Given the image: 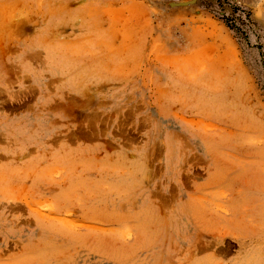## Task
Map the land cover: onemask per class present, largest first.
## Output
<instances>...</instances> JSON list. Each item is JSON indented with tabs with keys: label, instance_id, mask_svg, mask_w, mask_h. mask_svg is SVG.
I'll use <instances>...</instances> for the list:
<instances>
[{
	"label": "rangeland",
	"instance_id": "obj_1",
	"mask_svg": "<svg viewBox=\"0 0 264 264\" xmlns=\"http://www.w3.org/2000/svg\"><path fill=\"white\" fill-rule=\"evenodd\" d=\"M0 264H264V0H0Z\"/></svg>",
	"mask_w": 264,
	"mask_h": 264
}]
</instances>
